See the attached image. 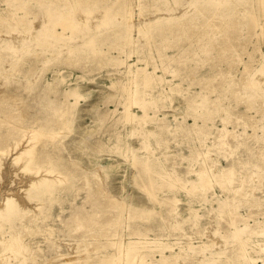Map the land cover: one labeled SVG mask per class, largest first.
Segmentation results:
<instances>
[{
  "label": "rangeland",
  "instance_id": "rangeland-1",
  "mask_svg": "<svg viewBox=\"0 0 264 264\" xmlns=\"http://www.w3.org/2000/svg\"><path fill=\"white\" fill-rule=\"evenodd\" d=\"M50 124L55 140H30ZM0 140L35 144L60 169L50 200L23 202L25 155L1 158L0 204L7 193L48 214L0 221L23 264L52 245L85 264L82 239L108 256L94 264H158V246L173 264H250L241 239L261 264L264 0H0ZM76 211L88 228L73 229ZM134 241L147 246L128 261Z\"/></svg>",
  "mask_w": 264,
  "mask_h": 264
},
{
  "label": "bare ground",
  "instance_id": "bare-ground-1",
  "mask_svg": "<svg viewBox=\"0 0 264 264\" xmlns=\"http://www.w3.org/2000/svg\"><path fill=\"white\" fill-rule=\"evenodd\" d=\"M64 22H65V20H64ZM60 25H61V22H60ZM128 115H130V114H128ZM47 121L53 122L52 120H47ZM51 125L52 124L47 126L46 129H44L42 132L39 131L40 133H38V131L36 132V130H34V134L31 133L32 135H31L30 140L37 139L38 141H40V143H43L45 141V139H51V140L54 139L55 136H57V135L55 134L54 131L51 130ZM12 133H14V129L8 130L6 133V136L11 135ZM35 133L37 134V136ZM228 134L229 133H227V136H228ZM28 140H27V142H28ZM0 142H1V140H0ZM24 144L26 145V143H24ZM18 145L19 144L15 143V147H10L11 148L10 149L8 147V145L5 144L4 146H2L0 144V166H1V164H3V163H1V161H2L1 158L3 157V154H5V156L9 155L10 158L12 157L11 163L13 165H17L21 159L20 156L25 155V158L23 157L24 160H22L21 163L18 165L19 166L18 169H20V171H22V172L29 173L30 176H32V177L31 178L29 177L30 179H28L27 188H25L24 190H22V189L20 190V188L23 186H26V185L18 186V188H19L18 191H21L22 193H24L23 196L25 195L24 196L25 201L23 200V202H26V199H27V202H28V200H29V202H31L32 199L50 200L51 197H49V196L52 195L53 191L56 189L55 188V185H56L55 182L56 181L52 180V179H48L47 177L49 175H51L55 170H57V171L59 170V173H60V169H58V163H55V161L45 151H41V150L36 151L35 150V146H36L35 144H32L31 147L29 145H28L29 147H26V146L23 147V145H22L19 149L17 148ZM260 160H261V164L264 166V153H262ZM46 164L50 165L47 169L44 168V165H46ZM18 166H15V168ZM8 168H9V165H8ZM222 172H224V171H222ZM199 174H201V176H199V179L201 181L202 186H207L209 184V182L211 181L209 176H208L207 171L203 169L199 172ZM231 179H232L231 168L227 169L223 175L221 173L218 176V181H222L225 184L231 183ZM63 180H64V178L62 180H58V183H60ZM241 181H244V178H242ZM30 190H33V193L30 194V192H29ZM15 192H16V190H15ZM1 195H2V198H1L2 201L0 204V221L5 220V221L9 222L13 218L21 216V217H28V221H30V222H33V221L36 222L37 218H45L48 215V214L44 213L45 212L44 208L42 207V204H40V203L39 204L41 206H38L37 204H35L33 207L31 204V206H32L31 208H28V206L22 207L21 205H18L16 203V200L12 196H10L9 194L2 193ZM93 195H95V193H93V192L89 193L90 198L93 197ZM92 206H94V205H92ZM40 212H43L44 214L40 213ZM227 213H233V212H232V210H230L228 208ZM71 216L73 219V223H72L73 229L86 228V227L88 228L89 227L87 225V219L89 218L88 215L83 216L78 211H76ZM109 222L110 221L108 219L105 220V223L109 224ZM1 223H3V222H0V229L2 227ZM5 233H6V236L0 237V264H23L27 260H23L22 258L18 260L17 256L19 254H22L23 251L27 252V249L25 248V244L22 242V239H21V236L19 235V232H17L15 229H13L11 226H9L7 229H5ZM263 234H264V232H263ZM86 236H88V233L85 234L83 237H86ZM50 242H51V244L53 243L52 240H50ZM79 242L82 244L86 243L87 246L85 248V254L86 255L84 254L85 255L84 257L81 255L80 251L76 250V248H75V250L72 251V253H75V257L77 260H81L85 264L86 263L87 264H94V263H92V261H90L94 258L97 261H105V262L107 261L106 258L108 256L102 257L101 255H99V253H97L98 246L96 244H90V243L86 242L85 239H82V241H79ZM238 243H239L238 244L239 250L241 251V253L238 255L239 258L241 257L243 259H246L250 264H254L255 260L257 258H260V255L257 256V258H254L253 255L248 254L247 251L245 249H243L244 241L242 239L239 240ZM112 245L114 246V249H116V250L119 247L117 243H113ZM140 245H145V246H141V248H145L147 246V242L139 243L138 241H134V242L128 244V247L126 248V252H125V256H126V259L128 261H132L134 258H137L138 256H139V258H143V256L141 254L140 255L138 254V248L140 247ZM53 247H54V245H52V248L48 249V252L43 253L44 258H43L42 264H48V263H50V261H52L54 259H58L59 262L63 261V264L71 261L70 254L68 252H59V250H57L56 248H53ZM158 248H159L158 251L160 253V258L158 259L157 263L158 264H173L174 259L177 256V254L170 253L168 256H165L164 252H163L164 249H162V247H159V246H158ZM165 248H169V247L165 246ZM86 251H88L90 253H87ZM91 251L94 253L92 254ZM258 252H261L264 254V244L261 245V249ZM258 252H257V255H258ZM119 256L122 257V254ZM203 263L204 262L201 261L199 264H203ZM231 264H233V262ZM261 264H264V260H262Z\"/></svg>",
  "mask_w": 264,
  "mask_h": 264
}]
</instances>
